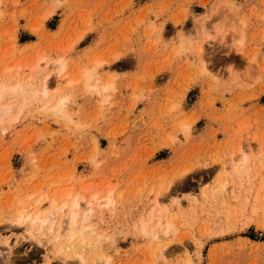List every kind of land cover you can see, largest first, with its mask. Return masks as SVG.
Here are the masks:
<instances>
[{"label": "rangeland", "instance_id": "rangeland-1", "mask_svg": "<svg viewBox=\"0 0 264 264\" xmlns=\"http://www.w3.org/2000/svg\"><path fill=\"white\" fill-rule=\"evenodd\" d=\"M15 85L37 92L0 105V264H264V0H0ZM69 188L103 235L83 262L52 245L60 220L17 224Z\"/></svg>", "mask_w": 264, "mask_h": 264}, {"label": "bare ground", "instance_id": "bare-ground-1", "mask_svg": "<svg viewBox=\"0 0 264 264\" xmlns=\"http://www.w3.org/2000/svg\"><path fill=\"white\" fill-rule=\"evenodd\" d=\"M63 61H65V60H62V61L59 60V62L58 61L55 62V63H57V66L56 67H58L57 68L58 71H56V74H55L57 76H60V73L62 71H64V69H65L64 68L65 67V63ZM95 64H97V63H95ZM95 75L96 74H95L94 70H86L83 73V77H84L85 82H86V87H89L90 86V87H93V88H96V89L99 88L96 85H90L89 84L90 80ZM42 85H43L42 96L43 97L44 96L47 97V95H48L47 94V87L48 86H47L46 80H45V82H43ZM104 86L100 88V91H102V89L106 90V86L107 85L105 87ZM23 87H24L23 85H18V86L15 85V86H12L10 88L9 87L2 88V86H0V105L3 102V97L5 95H7V94H9V95L10 94L11 95H17V98L18 97L21 98V103L19 104V112H22V110H24L25 107H26V105H27L26 104V101H27L26 100V95L29 94L30 97H35L36 92H37V91H35V92L34 91H31L30 90L31 89V86L28 87L27 90H25ZM107 87H109V85ZM65 105H66V99L65 98H59L57 100V102L54 103V105L52 104V106L49 107L48 114H54V113L61 114L62 113V110H63V108H64ZM10 108H11V105L10 104L5 105V106H2L0 108V116H2V114H8V113H10L9 112V111H11ZM225 190H226V188H223V187L220 188V189H218L217 192H215V195H214L215 200H217V201L220 200V198L223 196V193L225 192ZM95 196L96 195L94 194V197ZM168 196H170L169 198L172 201V204H174L173 205L174 208H176L177 210L180 211V208L182 207L181 202L179 200H177L176 197H174V196H171V195H168ZM94 197L92 196L91 200L93 199V201H94V199H95ZM45 198H46V196H45ZM55 198L57 199L56 195H55ZM106 198H107L106 204H108V203L110 204L111 201H112V199H113L111 193ZM79 199H80V201H79ZM82 199L80 198V196L75 195V193L73 192L72 188H69V190L63 195L62 200L59 201V203L57 204V206L54 207V209L50 212V215L48 217L43 218V217L40 216L39 213H35L34 215H26V216H24L23 215V211H21L20 212V215L18 216V219H17V224L18 223H22L25 217H26V219H29L31 217V220H30L31 221V224L39 223L41 227H43L45 224H47V222L48 223H51L50 225L52 227V226H54V223L57 220H60L62 224L60 223L61 225H58V229H57V232L55 234L54 240L52 241V245H57L58 246V250H57L58 252H57V254L59 255V257L60 256H63V258H64V257H66L68 255L67 252H70L68 256L71 257L72 260H73V258H75V259L77 258V260L83 262L84 261V255H83V253L86 252V254H87V251L92 250L93 248H96V246L95 247L93 246V242H94L95 239H93V242L91 241V238H90L91 236L90 235L92 233L90 231H88V229L91 228V227L87 223H85L87 221L86 219L88 217L90 218V215L92 214L93 208L91 206L90 207L88 206L87 210L84 212V216H83L84 218L82 219V222L79 223L78 215H79V210L81 209V206H82L81 205V200ZM59 200H60V198H59ZM91 200L89 201L88 205H91L93 203V201H91ZM196 200H197V198H194L193 199V201H196ZM51 202H53V200ZM52 205H53V203L51 204V206ZM142 225H143V223H142ZM144 226H145V224H144ZM143 230H145V228H143ZM155 232L156 233L153 234L152 236H153V238L156 241L164 233L166 234V235L164 234L165 237H166L169 234V228H166V230L163 232L162 235L159 234V230H158V232L157 231H155ZM170 234H171V232H170ZM102 236H96V237L100 241V239L102 238ZM96 237H93V238H96ZM98 237H100V238H98ZM75 238H77V240H76L75 244L74 243L72 244V241ZM162 239H164V238H162ZM98 242H94V244L95 243H98ZM76 246H78L79 249L81 248L82 251L81 252H77L76 251ZM154 246H155V248L153 249V253H155L156 255L158 253L159 254V257L161 259L163 258L165 260L167 256H166V250H165L164 247L166 245H163L162 248L161 247H158L159 244L154 245ZM93 257L96 258V255L93 256ZM94 258H92V259H94ZM97 259L98 260H101V262H103V263H107L108 262V260L105 259V257L103 258L102 256H100V257L97 256ZM95 262L96 263H93V264H97L98 261H95Z\"/></svg>", "mask_w": 264, "mask_h": 264}, {"label": "crops", "instance_id": "crops-1", "mask_svg": "<svg viewBox=\"0 0 264 264\" xmlns=\"http://www.w3.org/2000/svg\"><path fill=\"white\" fill-rule=\"evenodd\" d=\"M195 14H196V13H195ZM193 16H196V15H192V17H193ZM192 17H191V15H190V19H191L190 22H191V23H192V19H193ZM252 20H254L253 17H252ZM166 22L168 23L169 21H166Z\"/></svg>", "mask_w": 264, "mask_h": 264}]
</instances>
